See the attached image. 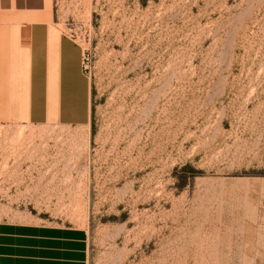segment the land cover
<instances>
[{
  "label": "rangeland",
  "instance_id": "obj_1",
  "mask_svg": "<svg viewBox=\"0 0 264 264\" xmlns=\"http://www.w3.org/2000/svg\"><path fill=\"white\" fill-rule=\"evenodd\" d=\"M49 9L91 119L0 117V219L86 228L89 264H264V0Z\"/></svg>",
  "mask_w": 264,
  "mask_h": 264
},
{
  "label": "crops",
  "instance_id": "obj_2",
  "mask_svg": "<svg viewBox=\"0 0 264 264\" xmlns=\"http://www.w3.org/2000/svg\"><path fill=\"white\" fill-rule=\"evenodd\" d=\"M84 47L49 0H0V117L81 127L91 119ZM0 264H89L88 232L0 219Z\"/></svg>",
  "mask_w": 264,
  "mask_h": 264
},
{
  "label": "built area",
  "instance_id": "obj_3",
  "mask_svg": "<svg viewBox=\"0 0 264 264\" xmlns=\"http://www.w3.org/2000/svg\"><path fill=\"white\" fill-rule=\"evenodd\" d=\"M82 67L83 69H86V65L84 64V55H83V60H82Z\"/></svg>",
  "mask_w": 264,
  "mask_h": 264
},
{
  "label": "bare ground",
  "instance_id": "obj_4",
  "mask_svg": "<svg viewBox=\"0 0 264 264\" xmlns=\"http://www.w3.org/2000/svg\"><path fill=\"white\" fill-rule=\"evenodd\" d=\"M20 133V132H19ZM18 135V134H17ZM20 135V134H19ZM18 137V136H17Z\"/></svg>",
  "mask_w": 264,
  "mask_h": 264
}]
</instances>
